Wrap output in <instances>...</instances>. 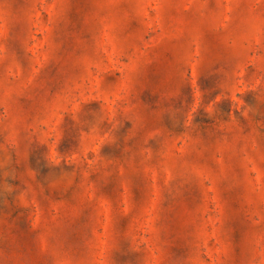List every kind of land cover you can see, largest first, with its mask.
<instances>
[{
  "label": "rangeland",
  "instance_id": "rangeland-1",
  "mask_svg": "<svg viewBox=\"0 0 264 264\" xmlns=\"http://www.w3.org/2000/svg\"><path fill=\"white\" fill-rule=\"evenodd\" d=\"M0 264H264V0H0Z\"/></svg>",
  "mask_w": 264,
  "mask_h": 264
}]
</instances>
